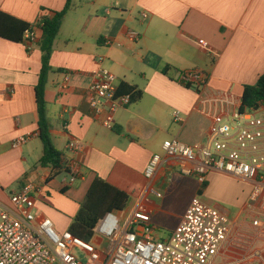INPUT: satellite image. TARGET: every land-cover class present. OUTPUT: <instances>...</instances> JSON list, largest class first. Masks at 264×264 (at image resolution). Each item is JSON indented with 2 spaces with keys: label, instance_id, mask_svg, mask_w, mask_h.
Instances as JSON below:
<instances>
[{
  "label": "crops",
  "instance_id": "1",
  "mask_svg": "<svg viewBox=\"0 0 264 264\" xmlns=\"http://www.w3.org/2000/svg\"><path fill=\"white\" fill-rule=\"evenodd\" d=\"M66 1L0 0V12L34 25L49 11L63 10ZM34 31L37 42L29 51L25 43L0 39V206L15 214L11 197L32 183L37 187L33 213L49 218L63 233L98 177L128 195L126 216L148 211L154 238L165 240L200 193L231 223L229 238L211 264H264V207L252 199L253 183L210 174L172 213L179 171L162 152L168 140L205 143L217 119L233 120L243 88L264 74V0H72L53 44L45 102L51 143L64 164L73 157L67 144H81L82 178L73 185L65 184L64 171L51 178V168L38 164L44 147L34 91L41 70L40 31ZM129 33L137 37L131 40ZM97 69L110 71L122 94L130 88L141 95L113 114L110 130L102 124L106 112L96 116L87 98ZM194 70L208 75L199 90L178 82L180 74ZM65 79L67 88L60 90ZM25 136L26 144L12 147ZM155 154L162 163L148 181L144 172ZM159 215L176 220L165 237L157 234L164 229ZM254 219L261 221L259 228L252 226ZM91 243L99 251L109 247L98 236Z\"/></svg>",
  "mask_w": 264,
  "mask_h": 264
},
{
  "label": "built area",
  "instance_id": "2",
  "mask_svg": "<svg viewBox=\"0 0 264 264\" xmlns=\"http://www.w3.org/2000/svg\"><path fill=\"white\" fill-rule=\"evenodd\" d=\"M145 18L146 15L143 14ZM131 40L135 33H129ZM27 50L37 42L34 30L24 34ZM197 45L212 53L203 41ZM87 89L90 107L96 116L106 112L103 126L112 129L113 114L127 108L130 94L119 95L116 77L106 69L92 72ZM208 75L201 70L180 74L178 82L199 90ZM67 79L59 86L67 88ZM264 104L256 110H238L231 122L217 119L210 127L203 144L189 146L176 140L165 141L162 152L168 162L178 167L179 174L193 177L202 187L210 174L218 173L238 181L253 183L252 199L264 207ZM173 119L181 123L179 113ZM28 137L14 140L12 147L27 143ZM67 150L73 155L64 172L66 185L82 178L81 144L72 140ZM162 156L150 159L144 177L153 181L159 172ZM37 187L28 183L10 199L16 213L0 206V264H211L231 232L229 219L214 207L207 205L198 193L195 195L176 228L165 240L154 238L156 229L150 224V213L138 209L121 223L114 213L105 214L95 226L94 236L107 240L109 247L99 251L91 242L73 236L69 231L58 232L53 222L33 213ZM154 193V192H153ZM160 198V193H154ZM122 224V225H121ZM261 221L254 219L252 226L259 228Z\"/></svg>",
  "mask_w": 264,
  "mask_h": 264
},
{
  "label": "trees",
  "instance_id": "3",
  "mask_svg": "<svg viewBox=\"0 0 264 264\" xmlns=\"http://www.w3.org/2000/svg\"><path fill=\"white\" fill-rule=\"evenodd\" d=\"M72 0H67L63 10L59 12L49 11L36 24L30 25L19 19L0 12V39L16 43H25L24 34L27 30H39L40 39L37 43L41 53V70L35 91V101L38 115V137L43 144L44 152L39 161V166L51 168V178L57 177L64 170V161L61 154L53 147L49 135L50 123L46 113L45 88L48 76L52 72L50 57L53 44L60 31L63 19L71 9ZM167 68L163 73H167ZM190 88L189 86H186ZM119 95L130 94L133 101L140 98V93L125 89V93L118 90ZM264 104V74L261 75L255 85L243 88L238 112L242 114L245 110H256ZM128 195L113 187L100 178H95L90 185L84 201L73 218L68 231L75 237L91 242L94 238V228L98 221L107 213H121L128 203Z\"/></svg>",
  "mask_w": 264,
  "mask_h": 264
},
{
  "label": "rangeland",
  "instance_id": "4",
  "mask_svg": "<svg viewBox=\"0 0 264 264\" xmlns=\"http://www.w3.org/2000/svg\"><path fill=\"white\" fill-rule=\"evenodd\" d=\"M231 125H234L233 122L230 123ZM175 182L180 184V187L176 189V191H174L173 194V205L174 208L172 209V213H178V211H180L183 207V205L186 203V200L190 197H192V190L194 188V185L197 183V181L195 180V178L193 177H186V176H182L179 173L175 174L174 176ZM223 181V180H221ZM224 182V181H223ZM227 183H231L229 181H226ZM163 194V192H162ZM121 223L123 222V220L126 217L125 212H121V213H117L116 214ZM156 220L160 221V223L163 225L164 229H159L157 231V234L165 237L167 235V229H171L174 224H175V219L174 218H170V217H165L163 215H159L156 217ZM122 225V224H121Z\"/></svg>",
  "mask_w": 264,
  "mask_h": 264
}]
</instances>
